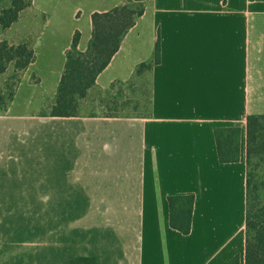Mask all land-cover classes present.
I'll use <instances>...</instances> for the list:
<instances>
[{"label":"crops","instance_id":"0c3cea01","mask_svg":"<svg viewBox=\"0 0 264 264\" xmlns=\"http://www.w3.org/2000/svg\"><path fill=\"white\" fill-rule=\"evenodd\" d=\"M84 1L85 31L67 13H30L35 26L22 32L19 13L5 38L28 43L33 60L0 105V264H244L246 117L264 114V0H145L77 114L52 116L74 33L84 51L91 13L126 2ZM156 44L157 62L134 75ZM186 196L183 234L168 198Z\"/></svg>","mask_w":264,"mask_h":264},{"label":"trees","instance_id":"16d2710c","mask_svg":"<svg viewBox=\"0 0 264 264\" xmlns=\"http://www.w3.org/2000/svg\"><path fill=\"white\" fill-rule=\"evenodd\" d=\"M144 2L145 0H126L123 4L107 11L91 13L92 31L84 51L78 50L79 33L77 31L74 33L70 48L65 54L63 72L50 109L52 116L68 117L77 114L81 100L94 86L96 76L108 65L119 49L125 34L143 14ZM30 5L31 0H10L9 6L0 11V28H8L17 20L18 14ZM12 60H15V67L22 71L33 60V51L27 50L24 45L14 47L6 41H0V72L4 70L6 63ZM157 60L158 46L156 44L152 59L140 63L134 75L149 69ZM220 159L225 160L223 156ZM255 160L264 164V114L246 117L244 264H264V203L258 205V192L254 178L258 167L251 168ZM168 205L170 226L187 234L190 230L192 198L190 196L169 197ZM74 260L82 264H96L93 257H81ZM72 261L66 264H73ZM228 264H236V261L231 260Z\"/></svg>","mask_w":264,"mask_h":264},{"label":"rangeland","instance_id":"374dc122","mask_svg":"<svg viewBox=\"0 0 264 264\" xmlns=\"http://www.w3.org/2000/svg\"><path fill=\"white\" fill-rule=\"evenodd\" d=\"M31 7L23 9L21 13L20 21L15 24V27L20 29L22 32L27 31L26 29H33L36 20L30 13H67L68 26L74 28H82L83 31L86 29L87 24V12L90 8L88 2L84 0H31ZM10 0H0V11L9 6ZM74 14L77 18L74 17ZM19 15V14H18ZM13 23L6 29L0 28V41H6L5 38L11 40L12 34L16 29L13 30ZM6 41L9 45L14 47L24 45L27 50H30L28 43H17L12 44ZM15 60L6 63L5 68L0 72V102L1 107L7 105L11 95L19 81L21 71L15 67ZM140 109L139 107L137 108ZM88 106H83L79 112L83 113L89 111ZM254 166L251 168H257L255 171V181L258 192V205L264 203V164L259 160L254 161Z\"/></svg>","mask_w":264,"mask_h":264}]
</instances>
